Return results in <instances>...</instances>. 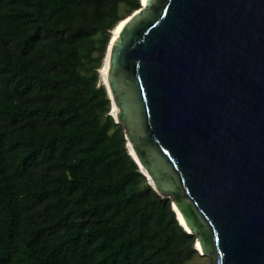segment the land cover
<instances>
[{"label":"trees","instance_id":"obj_1","mask_svg":"<svg viewBox=\"0 0 264 264\" xmlns=\"http://www.w3.org/2000/svg\"><path fill=\"white\" fill-rule=\"evenodd\" d=\"M139 9L140 0H0V264L197 255L196 237L129 154L99 75L111 33Z\"/></svg>","mask_w":264,"mask_h":264},{"label":"water","instance_id":"obj_2","mask_svg":"<svg viewBox=\"0 0 264 264\" xmlns=\"http://www.w3.org/2000/svg\"><path fill=\"white\" fill-rule=\"evenodd\" d=\"M126 19L103 85L129 154L210 264H264V0H140Z\"/></svg>","mask_w":264,"mask_h":264},{"label":"bare ground","instance_id":"obj_3","mask_svg":"<svg viewBox=\"0 0 264 264\" xmlns=\"http://www.w3.org/2000/svg\"><path fill=\"white\" fill-rule=\"evenodd\" d=\"M141 2H142L143 5L145 4V0H141ZM126 22H127V19H126L123 23H121V25H119L118 30L116 31V33H115L114 36H113V41L116 40V39L118 38V35L120 34V32H121V30H122V28L124 27V25H125ZM108 63H109V56H108V54H107V55H106V58H105L104 65H103V68H102V72H101L102 78L104 79L106 85H108V84H107V78H108ZM112 113H113L114 116L116 115V108H115L114 105H112ZM128 147H129L130 152L134 155V152H133L132 147H130L129 144H128ZM149 181L153 184V182H152V180L150 179V177H149ZM176 211H177V210H176ZM177 213H178V211H177ZM178 214H179V213H178ZM178 216H179L180 221L183 222V224H184V220L182 219V216H181L180 214H179ZM197 243H198V242H197ZM199 249H200V251L202 252V249H201V246H200V245H199Z\"/></svg>","mask_w":264,"mask_h":264},{"label":"rangeland","instance_id":"obj_4","mask_svg":"<svg viewBox=\"0 0 264 264\" xmlns=\"http://www.w3.org/2000/svg\"><path fill=\"white\" fill-rule=\"evenodd\" d=\"M102 84H103V82H102ZM110 108H111V100H110ZM196 247H197V250H196L197 251V255L194 257V259L191 261L190 264H210L211 263V257L210 256H207V255H204L203 252L200 251V249H199V243H197L195 245V248Z\"/></svg>","mask_w":264,"mask_h":264}]
</instances>
